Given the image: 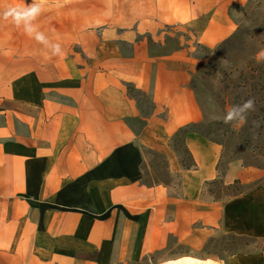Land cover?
Returning a JSON list of instances; mask_svg holds the SVG:
<instances>
[{
    "label": "crops",
    "instance_id": "0c3cea01",
    "mask_svg": "<svg viewBox=\"0 0 264 264\" xmlns=\"http://www.w3.org/2000/svg\"><path fill=\"white\" fill-rule=\"evenodd\" d=\"M241 2L43 0L32 24L47 43L0 20V264H132L218 230L264 239V181L207 198L221 144L173 141L203 120L195 50L235 32ZM259 175L234 163L223 179ZM228 264H264V250Z\"/></svg>",
    "mask_w": 264,
    "mask_h": 264
},
{
    "label": "rangeland",
    "instance_id": "374dc122",
    "mask_svg": "<svg viewBox=\"0 0 264 264\" xmlns=\"http://www.w3.org/2000/svg\"><path fill=\"white\" fill-rule=\"evenodd\" d=\"M236 20L235 32L220 45L196 48V55L202 59L192 74V85L200 103L203 120L189 129L198 131L222 146L218 172L220 178L206 185L207 198L227 199L238 185L224 184L223 177L232 164L246 170H258L260 175L254 181H245L241 188L247 189L264 181V157L258 154V147L264 146V0H242L233 9ZM177 42V38H173ZM253 100V108L247 112L243 123L224 124L223 115L233 106ZM142 104L148 100L138 96ZM221 119L209 122V115ZM159 174L155 181L165 180L166 172L162 161L154 158ZM150 181H153L149 178ZM168 252H154L133 261L132 264H161L181 256L201 259L210 258L219 264H228L232 253H259L264 250V240L247 242L235 240L231 233L216 231L202 248L173 242Z\"/></svg>",
    "mask_w": 264,
    "mask_h": 264
},
{
    "label": "clouds",
    "instance_id": "9594fccd",
    "mask_svg": "<svg viewBox=\"0 0 264 264\" xmlns=\"http://www.w3.org/2000/svg\"><path fill=\"white\" fill-rule=\"evenodd\" d=\"M41 3L43 0H32V3L28 6L17 7L12 6L8 7L6 10L0 12V20H9L16 25L20 26L23 24L24 32L32 36L35 34V38L42 42L47 43L45 37L42 33L38 32L32 21L36 19V17L41 12ZM51 51L53 55H58L60 53V47L58 44L51 45ZM253 100L249 99L240 105H233L222 117V122L224 124L231 123H243L246 121L247 112L253 108ZM209 122L216 121L221 119L220 116L216 114L209 115ZM187 259V258H186Z\"/></svg>",
    "mask_w": 264,
    "mask_h": 264
},
{
    "label": "trees",
    "instance_id": "16d2710c",
    "mask_svg": "<svg viewBox=\"0 0 264 264\" xmlns=\"http://www.w3.org/2000/svg\"><path fill=\"white\" fill-rule=\"evenodd\" d=\"M190 126H188L187 128L185 129H180L178 133H176L173 141L175 142V145L178 144V147L179 149H181V142H182V138H183V135L186 133L187 130H191L189 129ZM209 138V137H208ZM212 140V139H211ZM214 141V140H213ZM217 142V141H216ZM218 143V142H217ZM220 144V143H219ZM258 154L261 156V157H264V146H259L258 147ZM222 157V156H221ZM221 161V159H220ZM220 163V162H219ZM219 163H218V168H219ZM218 178H220V175H218ZM217 178V179H218ZM214 182V181H213ZM234 183L236 185H238V187L236 188V191L233 195H231L229 198L231 197H234V196H237V195H240L244 192V189L241 188L242 184L239 180H234ZM232 238L235 239V240H245L247 242H255V241H262V239H256V238H250V237H246V236H237L235 234H231ZM264 240V239H263ZM236 252L232 253L235 254Z\"/></svg>",
    "mask_w": 264,
    "mask_h": 264
},
{
    "label": "bare ground",
    "instance_id": "6f19581e",
    "mask_svg": "<svg viewBox=\"0 0 264 264\" xmlns=\"http://www.w3.org/2000/svg\"><path fill=\"white\" fill-rule=\"evenodd\" d=\"M161 264H219V263L210 258L201 259V258L185 255L175 259L166 260Z\"/></svg>",
    "mask_w": 264,
    "mask_h": 264
}]
</instances>
